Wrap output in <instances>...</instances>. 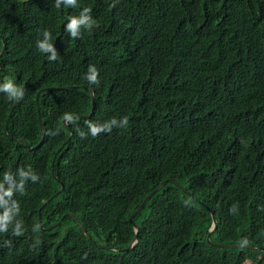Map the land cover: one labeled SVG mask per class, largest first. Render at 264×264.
I'll return each mask as SVG.
<instances>
[{
    "label": "trees",
    "instance_id": "1",
    "mask_svg": "<svg viewBox=\"0 0 264 264\" xmlns=\"http://www.w3.org/2000/svg\"><path fill=\"white\" fill-rule=\"evenodd\" d=\"M57 2L0 0V88L24 90L16 107L0 91V264L258 262L214 244L264 248V0Z\"/></svg>",
    "mask_w": 264,
    "mask_h": 264
},
{
    "label": "clouds",
    "instance_id": "2",
    "mask_svg": "<svg viewBox=\"0 0 264 264\" xmlns=\"http://www.w3.org/2000/svg\"><path fill=\"white\" fill-rule=\"evenodd\" d=\"M64 4L66 6H76V0H63ZM114 6V5H113ZM57 8H59V0L57 2L56 5ZM85 13H90V9L85 8L84 9ZM89 19V16L84 15L83 13L81 14V18L80 19H76L75 17H71L70 21L67 26H66V31L69 32L71 34V36L73 38H77V36L81 35L79 33V27L80 25L86 24L87 21ZM96 22L94 21V24ZM43 35L45 36V40L44 41H38V48L42 51V52H47V51H52V56L49 57L50 60H56L57 59V54L55 51V48L53 47L52 44H49L47 42V39L50 36V33L45 31L43 33ZM86 79L88 80V82L90 84H99V72L97 71V69L94 66H90L89 70H88V74ZM0 91H4L6 93H8V98L10 100H14L17 101L19 99H22L24 97V90L22 87H17L14 86V83L11 80H7L6 79V83L3 85L2 88H0ZM63 119L68 122L71 123L74 119L73 116L71 114H65ZM75 119H78V117H75ZM128 124V119L127 117L122 118L120 121H117L116 119H112L110 122H106L104 124H95V123H89L88 127L91 131V135L92 137H97L100 133L103 132H111L113 127H124ZM81 137H84L85 134L83 132L80 133ZM28 173H24L22 172V176H24L25 178H27ZM33 180L34 181H38L39 180V176L38 175H33ZM9 195L11 194L10 192L8 193ZM9 218L7 216V214H5L4 217L0 218V232H7L8 231V227H9ZM36 228L39 229V225H36ZM14 235L16 236H21L23 235V232L20 230L19 226H15V230H14ZM36 244H39L40 241L37 240L35 242ZM35 246V245H34Z\"/></svg>",
    "mask_w": 264,
    "mask_h": 264
},
{
    "label": "water",
    "instance_id": "3",
    "mask_svg": "<svg viewBox=\"0 0 264 264\" xmlns=\"http://www.w3.org/2000/svg\"><path fill=\"white\" fill-rule=\"evenodd\" d=\"M5 48H6V46L4 45L3 46V49H2V51H1V53H0V58L2 57V55H3V53L5 52ZM42 92V91H41ZM41 92H39V94L41 93ZM90 92H91V97H92V105L94 106V102H95V95H94V92H93V90L90 88ZM39 94H38V96H37V103H38V99H39ZM20 100V99H19ZM19 100H17V101H15V104H14V107H16V105H17V103L19 102ZM38 111H39V113H40V108H39V106H38ZM92 116V113L91 114H89V115H87V116H85L84 118H88V117H91ZM39 119H40V125H41V127H42V134H43V138H44V136H45V131H44V127H43V120H42V117H41V115L39 116ZM68 124V122H66L65 120H64V125L66 126ZM73 137V132H71V135H70V138H72ZM69 138V139H70ZM42 143V141L40 142V144ZM31 149H35V148H32L31 147ZM170 182L172 183V184H174L183 194H185V195H188V196H190V197H192L194 200H198L197 198H195L194 196H193V194H191V193H189L188 191H186L183 187H181L180 185H178V183L177 182H175L174 180H170ZM165 184H166V182H163L156 190H154L151 194H149L146 198H145V200H144V202L141 204V206L133 213V215L130 217V219H129V221H130V223H132V224H134V229H135V232H136V235H135V237H134V239L131 241V243H130V245L128 246V248H127V250H132L133 249V247L137 244V242H138V239H139V231H140V227L139 226H137L136 224H135V218H136V216L144 209V207L147 205V203L149 202V200L157 193V192H159L164 186H165ZM63 186H62V188H61V190L60 191H63ZM198 201H200V200H198ZM213 219H214V223H213V227H212V229H211V232H210V239H211V237H212V234L217 230V228H218V220H217V218H216V216L213 214ZM83 228V227H82ZM51 229V228H50ZM84 229V228H83ZM84 232H85V234L86 235H88L87 234V232L85 231V229H84ZM214 245H216V246H222V247H227V248H249V249H253V250H258V251H260V252H262V255H261V257L259 258V260H258V262H256V263H254V264H261L262 262H264V248H261V247H257V246H249V245H245V244H233V245H222V244H214ZM98 249H100V250H102V249H109V250H114V251H124V250H122V249H116V248H111V247H101V246H98Z\"/></svg>",
    "mask_w": 264,
    "mask_h": 264
},
{
    "label": "rangeland",
    "instance_id": "4",
    "mask_svg": "<svg viewBox=\"0 0 264 264\" xmlns=\"http://www.w3.org/2000/svg\"><path fill=\"white\" fill-rule=\"evenodd\" d=\"M67 128L68 131H72L68 125L65 126Z\"/></svg>",
    "mask_w": 264,
    "mask_h": 264
}]
</instances>
